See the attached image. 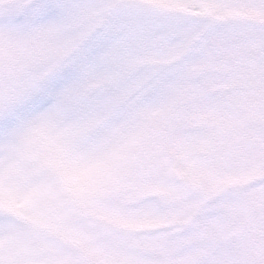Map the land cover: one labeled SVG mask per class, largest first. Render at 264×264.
Wrapping results in <instances>:
<instances>
[{
  "label": "snow or ice",
  "instance_id": "1",
  "mask_svg": "<svg viewBox=\"0 0 264 264\" xmlns=\"http://www.w3.org/2000/svg\"><path fill=\"white\" fill-rule=\"evenodd\" d=\"M0 264H264V0H0Z\"/></svg>",
  "mask_w": 264,
  "mask_h": 264
}]
</instances>
